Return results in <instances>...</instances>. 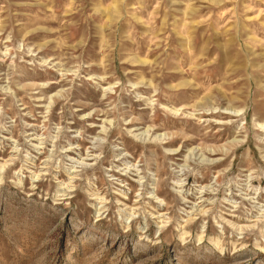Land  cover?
<instances>
[{"label":"rangeland","instance_id":"rangeland-1","mask_svg":"<svg viewBox=\"0 0 264 264\" xmlns=\"http://www.w3.org/2000/svg\"><path fill=\"white\" fill-rule=\"evenodd\" d=\"M0 264H264V0H0Z\"/></svg>","mask_w":264,"mask_h":264}]
</instances>
